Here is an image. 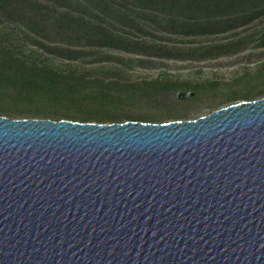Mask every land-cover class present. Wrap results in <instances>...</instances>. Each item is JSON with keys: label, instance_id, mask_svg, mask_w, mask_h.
Masks as SVG:
<instances>
[{"label": "water", "instance_id": "1", "mask_svg": "<svg viewBox=\"0 0 264 264\" xmlns=\"http://www.w3.org/2000/svg\"><path fill=\"white\" fill-rule=\"evenodd\" d=\"M0 264H264V96L161 122L0 115Z\"/></svg>", "mask_w": 264, "mask_h": 264}, {"label": "trees", "instance_id": "2", "mask_svg": "<svg viewBox=\"0 0 264 264\" xmlns=\"http://www.w3.org/2000/svg\"><path fill=\"white\" fill-rule=\"evenodd\" d=\"M262 20L264 0H0V115L165 121L179 114H136L132 108L172 98L171 90L190 91L196 99L200 84L165 78L122 83L85 64L132 68L147 66L150 57L203 60L235 53L254 37L264 46V25L239 32ZM263 86L259 69L211 98L250 100Z\"/></svg>", "mask_w": 264, "mask_h": 264}, {"label": "rangeland", "instance_id": "3", "mask_svg": "<svg viewBox=\"0 0 264 264\" xmlns=\"http://www.w3.org/2000/svg\"><path fill=\"white\" fill-rule=\"evenodd\" d=\"M264 25V20L258 23L255 28L239 29L240 34L259 29ZM214 39L215 36H210ZM257 38L249 40L245 48L226 55L203 60L195 59H167L150 57L147 66L135 64L132 68H124L118 63L96 62L86 63L85 68L98 67L97 71L107 79H117L122 83L135 84L142 86L148 85L155 79H171L172 81L185 80L200 84L201 91L198 92L196 99H190L192 95L186 90H171V97H163L158 101L149 103L143 107H133L132 111L136 114L150 113H178L179 115L169 116L165 121L180 119H192L204 115L213 109L225 106L229 103L239 101V98L226 99L219 97L211 98L216 91H221L226 86H237L248 76H255V72L264 69V46L257 45ZM195 45V44H192ZM111 53H118L109 51ZM120 53V52H119ZM124 56L136 57L137 55L120 53ZM121 68V69H120ZM111 69V70H108ZM264 89V86H263ZM264 94V92L262 93ZM257 95L256 98L261 97Z\"/></svg>", "mask_w": 264, "mask_h": 264}]
</instances>
